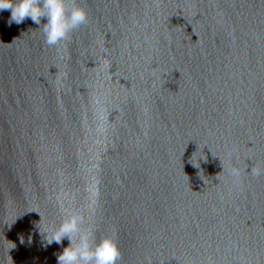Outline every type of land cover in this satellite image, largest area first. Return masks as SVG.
Listing matches in <instances>:
<instances>
[{"label": "water", "instance_id": "obj_1", "mask_svg": "<svg viewBox=\"0 0 264 264\" xmlns=\"http://www.w3.org/2000/svg\"><path fill=\"white\" fill-rule=\"evenodd\" d=\"M75 3L56 46L0 11V264L61 206L116 264H264V0Z\"/></svg>", "mask_w": 264, "mask_h": 264}, {"label": "clouds", "instance_id": "obj_2", "mask_svg": "<svg viewBox=\"0 0 264 264\" xmlns=\"http://www.w3.org/2000/svg\"><path fill=\"white\" fill-rule=\"evenodd\" d=\"M4 10L9 11V25H19L25 19H30L41 28L44 42L49 46H56L72 30L87 21L85 9L75 0H72L71 6L69 0H0V11ZM61 208L64 215L58 224L51 229L46 228L44 233L38 229L43 235L44 247L52 243L60 245L62 240H67L66 246L56 254V264H116L120 251L115 233L97 239L94 227L86 224L82 214L64 209L63 206Z\"/></svg>", "mask_w": 264, "mask_h": 264}]
</instances>
